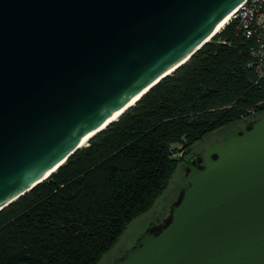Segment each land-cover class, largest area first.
Masks as SVG:
<instances>
[{"label": "water", "instance_id": "obj_1", "mask_svg": "<svg viewBox=\"0 0 264 264\" xmlns=\"http://www.w3.org/2000/svg\"><path fill=\"white\" fill-rule=\"evenodd\" d=\"M244 1L0 0V211L186 63ZM191 151L179 156L181 186L106 264H264V112Z\"/></svg>", "mask_w": 264, "mask_h": 264}, {"label": "trees", "instance_id": "obj_2", "mask_svg": "<svg viewBox=\"0 0 264 264\" xmlns=\"http://www.w3.org/2000/svg\"><path fill=\"white\" fill-rule=\"evenodd\" d=\"M255 44L237 22L226 23L49 178L1 210L0 264H97L153 206L181 162L178 153L264 112V79L249 66Z\"/></svg>", "mask_w": 264, "mask_h": 264}, {"label": "built area", "instance_id": "obj_3", "mask_svg": "<svg viewBox=\"0 0 264 264\" xmlns=\"http://www.w3.org/2000/svg\"><path fill=\"white\" fill-rule=\"evenodd\" d=\"M237 22L247 38L256 42L250 51L254 68L259 79H264V0H245L230 16L227 23ZM249 112H254L249 110Z\"/></svg>", "mask_w": 264, "mask_h": 264}, {"label": "rangeland", "instance_id": "obj_4", "mask_svg": "<svg viewBox=\"0 0 264 264\" xmlns=\"http://www.w3.org/2000/svg\"><path fill=\"white\" fill-rule=\"evenodd\" d=\"M223 129V128H221ZM221 129H218L211 134L207 135L204 140L199 141L189 148H184L189 155L191 150L195 148L197 145L209 140L212 138L215 134H217ZM95 136V135H94ZM89 144V143H88ZM87 146V145H86ZM177 148L182 149L183 146L181 144L177 145ZM181 153H178L177 155L180 156ZM182 164L179 162L178 166L175 168L173 173L171 174L170 178L167 181V184L165 188L163 189L162 193L158 196L156 201L154 202L153 206L145 213L141 214L140 216L133 219L125 228L123 233L121 234L120 238L116 242V244L107 251L103 257L100 259V261L97 264H106L109 258L115 254L120 252L119 248L128 244L133 232L136 230V228L145 220L147 219H155L159 209L172 197V195L175 193V191L181 186L182 180H183V174H182Z\"/></svg>", "mask_w": 264, "mask_h": 264}, {"label": "bare ground", "instance_id": "obj_5", "mask_svg": "<svg viewBox=\"0 0 264 264\" xmlns=\"http://www.w3.org/2000/svg\"><path fill=\"white\" fill-rule=\"evenodd\" d=\"M229 18H230V17H229ZM228 20H229V19H228ZM226 23H227V21H225L223 25H225ZM123 110H124V109H121V110H119L118 112H116V113L110 118L109 121H115V120H118L119 117L122 115ZM109 121H108V122H109ZM106 124H107V123H104V124H103L102 126H100L97 130H94L93 132H91L90 135H88L83 141H81V142L79 143V146H80V147H83V146L88 145V142H89V140L92 138V136L95 135V133H97L99 130L103 129V127H105Z\"/></svg>", "mask_w": 264, "mask_h": 264}]
</instances>
